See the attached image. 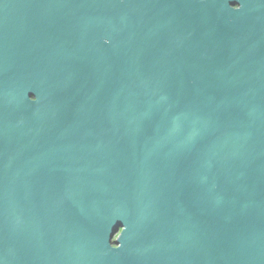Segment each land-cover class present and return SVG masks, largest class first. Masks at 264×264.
I'll return each mask as SVG.
<instances>
[{
  "label": "water",
  "instance_id": "water-1",
  "mask_svg": "<svg viewBox=\"0 0 264 264\" xmlns=\"http://www.w3.org/2000/svg\"><path fill=\"white\" fill-rule=\"evenodd\" d=\"M233 1L0 0V264H264V0Z\"/></svg>",
  "mask_w": 264,
  "mask_h": 264
},
{
  "label": "clouds",
  "instance_id": "clouds-1",
  "mask_svg": "<svg viewBox=\"0 0 264 264\" xmlns=\"http://www.w3.org/2000/svg\"><path fill=\"white\" fill-rule=\"evenodd\" d=\"M231 9L234 11H237L238 9H236L232 4L230 5ZM105 43H108V41L106 40ZM30 102H37L38 97L37 96H32V97H28Z\"/></svg>",
  "mask_w": 264,
  "mask_h": 264
},
{
  "label": "flooded vegetation",
  "instance_id": "flooded-vegetation-1",
  "mask_svg": "<svg viewBox=\"0 0 264 264\" xmlns=\"http://www.w3.org/2000/svg\"><path fill=\"white\" fill-rule=\"evenodd\" d=\"M231 2H235L233 0H231ZM236 9H238L240 7V5L238 3H231ZM230 4V5H231Z\"/></svg>",
  "mask_w": 264,
  "mask_h": 264
}]
</instances>
